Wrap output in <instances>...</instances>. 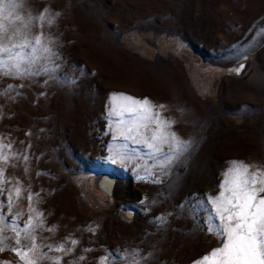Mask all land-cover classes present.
<instances>
[{
	"label": "rangeland",
	"instance_id": "1",
	"mask_svg": "<svg viewBox=\"0 0 264 264\" xmlns=\"http://www.w3.org/2000/svg\"><path fill=\"white\" fill-rule=\"evenodd\" d=\"M13 3L0 2L2 22L28 39L43 30L60 70L0 77L3 235L31 218L41 264H193L219 247L205 230L219 223L208 200L230 161L264 165V0ZM243 60L249 71L236 76ZM113 94L165 105L156 109L174 121L165 130L191 141L187 150L153 166L164 158L124 139L133 117L110 119ZM105 174L110 195L96 183ZM0 261L22 264L8 248Z\"/></svg>",
	"mask_w": 264,
	"mask_h": 264
},
{
	"label": "snow or ice",
	"instance_id": "2",
	"mask_svg": "<svg viewBox=\"0 0 264 264\" xmlns=\"http://www.w3.org/2000/svg\"><path fill=\"white\" fill-rule=\"evenodd\" d=\"M8 2L13 7L17 6L13 0ZM56 15L59 14L56 13ZM7 18L11 20L10 15ZM4 19L5 9L0 7V77L24 79L28 76L49 74L60 70V65L55 64L53 59L58 57V53L50 47L55 43L54 40L47 39L43 30L33 39H28L27 36L21 35L18 25H6L2 22ZM36 19L41 22V29H43L44 15L41 14ZM47 23L51 24V19ZM42 60L52 61L55 67L49 69L46 64L40 63ZM241 70L242 66L232 69L237 74ZM68 82H75V77ZM13 87L11 84L8 85L9 89ZM157 108L163 109L165 105L157 106L148 98L141 100L123 94H113L109 101L108 114L110 119L121 117L118 123H125L123 120L125 113L130 114L133 119L128 121L126 132L135 134L124 135V139L141 143L154 158L163 157V161L153 166L166 168L187 150L191 141L178 137L175 131H166L165 129L172 127L174 121L164 117L160 111L156 110ZM153 125L155 128L152 127ZM140 129L150 131L151 135L141 132ZM137 137H141V140L137 141ZM165 145L168 146L167 152ZM2 147L5 145L0 144V148ZM0 159L7 161L8 157L0 153ZM23 159L26 160L27 157ZM145 170L148 171L149 166H145ZM220 189L219 195L208 200V203L212 205V218L218 219L219 223L208 222L205 229L208 234L214 235L220 241V246L210 250L193 264H264V165L230 161ZM2 191L3 189H0V193ZM15 191L19 196L21 189L17 188ZM28 199H32L31 193ZM11 200L10 195L9 201ZM27 225L28 227L22 231L14 228V237H5L0 231V245H2L0 251L8 248L16 257H19L22 264H41L35 256V252L41 247L37 243L34 230L39 225H34L31 218L27 221ZM8 240L14 241V245L9 246ZM71 242L73 245L77 243L75 240ZM47 247L50 250L52 248L51 245ZM55 250L67 251L62 244L57 245ZM0 264H9V262L0 261ZM132 264H138V262L134 260Z\"/></svg>",
	"mask_w": 264,
	"mask_h": 264
},
{
	"label": "bare ground",
	"instance_id": "3",
	"mask_svg": "<svg viewBox=\"0 0 264 264\" xmlns=\"http://www.w3.org/2000/svg\"><path fill=\"white\" fill-rule=\"evenodd\" d=\"M241 66H242V70L236 76H243L246 73V71L248 69V62H247V60H243V61L239 62L236 68H241ZM109 177H110V175H108V174L106 175L105 174L100 179H98L97 182H96L98 189H100L101 192H106L107 194L110 193L112 191V188L114 187L113 186V183L114 182Z\"/></svg>",
	"mask_w": 264,
	"mask_h": 264
},
{
	"label": "water",
	"instance_id": "4",
	"mask_svg": "<svg viewBox=\"0 0 264 264\" xmlns=\"http://www.w3.org/2000/svg\"><path fill=\"white\" fill-rule=\"evenodd\" d=\"M109 178H111L112 179V181H113V178L112 177H109ZM104 193H106V192H104ZM107 194V193H106ZM111 194V192L110 193H108L107 195H110Z\"/></svg>",
	"mask_w": 264,
	"mask_h": 264
}]
</instances>
